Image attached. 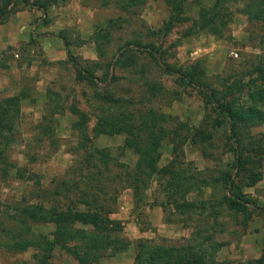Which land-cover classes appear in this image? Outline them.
<instances>
[{
    "label": "trees",
    "instance_id": "obj_1",
    "mask_svg": "<svg viewBox=\"0 0 264 264\" xmlns=\"http://www.w3.org/2000/svg\"><path fill=\"white\" fill-rule=\"evenodd\" d=\"M54 1L0 0V19L24 8L44 10ZM194 1L198 7L189 21L186 14L189 0H164L166 18L156 29L145 28L141 32L150 39L142 41L135 37L124 41L122 50L110 61L103 60L104 42L144 0H112L110 3L123 16L107 17L101 25H93L91 40L96 58L73 65L76 81L90 86L94 102L87 110L74 103L67 106L74 116L71 124L77 137L74 148L80 152L73 153L64 175L51 180L49 186H42L38 177L30 174L35 187L28 190V198L0 199V250L8 254L33 251L29 261L1 264H48L55 249L70 255L75 264H96L104 256L124 251L129 241L120 235V222L109 217L116 194L123 187L130 188L137 203L142 190L151 180L158 181V177L152 178L159 174L163 176L158 181L163 198L153 203L163 210L165 222L189 227V234L177 243L138 239L129 264H218L216 253L226 241L217 238L224 226L217 217L223 213L238 216L236 220L244 226L250 220L251 206L255 205L244 188L253 186L262 177L264 145L262 138L251 135L249 129L264 125V0H211L207 4ZM99 3L108 4L106 0ZM234 3L240 4L239 10L247 21L262 26L263 45L244 73L236 74L229 83L220 87L210 85L198 59L179 65L167 62L165 50L153 41V37H165L173 26L188 21L181 36L205 32L220 37L230 21ZM141 53L146 60L139 59ZM114 67L134 76L131 78L134 94L129 86H112L119 79ZM151 68L173 75L178 86L194 87L201 94L205 113L199 125L178 122L183 133L177 134L176 125L168 127L166 123L168 115L150 106L152 99L166 94L164 85L147 75ZM53 94L48 93L49 97ZM23 97V91L19 90L0 98V181L8 174L9 162L4 151L16 126ZM141 102L149 104L148 107L138 110L136 104ZM62 112L56 102L47 107L38 123L40 132L51 135L53 115ZM213 128L224 129L222 148L231 154L230 161H223L208 150ZM114 134H123L122 147L131 149L135 155L131 166L119 161L108 148L91 143L98 135ZM176 137L174 141L180 144L187 141L199 145L201 155L213 160V167L198 169L189 163L159 167L162 142ZM236 264H264V242L256 257Z\"/></svg>",
    "mask_w": 264,
    "mask_h": 264
},
{
    "label": "rangeland",
    "instance_id": "obj_2",
    "mask_svg": "<svg viewBox=\"0 0 264 264\" xmlns=\"http://www.w3.org/2000/svg\"><path fill=\"white\" fill-rule=\"evenodd\" d=\"M99 1L55 0L44 10L24 8L0 19V98L19 90L24 93L16 126L4 151L9 166L7 176L0 181V199L11 201L20 196L28 198V190L31 186L35 187L34 177L30 178V174L36 175L42 186H49L51 180L64 175L74 157L73 153L80 152L74 148L77 141L76 131L71 126L74 116L69 113L67 106L74 103L80 109L87 110L94 101L90 86L76 81L73 64H86L88 59L96 58L91 40L94 24L101 25L107 17L123 16L110 3L112 0H106V5H101ZM210 1L198 0V3L207 4ZM197 7L194 0H189L186 11L189 21L195 17ZM231 9L230 21L220 37L205 32L183 37L181 33L188 21L173 26L165 37H153V41L165 50L167 62L179 65L198 59L204 67L206 81L220 87L233 80L236 74L244 73L263 45L262 26L258 22L247 21L239 10V3L232 4ZM166 15L164 0H144L135 13L126 16V22L120 29L111 31L109 41L104 42L103 60H113L122 50L124 41L130 38H141L142 41L150 39L141 32L145 28L159 27ZM57 46L61 55L54 59L48 58L47 52H52ZM231 51L237 55L233 56ZM139 59L146 60L143 53ZM114 69L119 79L112 86H129L130 93L134 94L135 84L131 80L134 76L129 77L127 72ZM147 75L159 80L166 89V94L162 98L152 99L150 106L168 115V127L176 125L178 134L183 133L180 125L177 126L178 122L191 126L200 124L205 110L201 94L194 87L178 86L173 75L164 74L158 69L147 70ZM242 78L246 80V76ZM48 91L55 94L49 97ZM54 102L63 108V112L53 115L50 123L52 134L44 135L38 123L41 122V115L46 113V108ZM148 105L141 102L136 104V108L139 110ZM92 123L93 119L90 118L89 126ZM211 131L213 139L208 150L215 157L219 155L223 161H230L231 154L222 148L225 147L224 129L213 128ZM249 131L251 135L261 137L264 145V125L252 127ZM176 139L162 142L157 162L159 167L170 168L185 163L198 169L213 167V160L201 155L199 145L187 141L180 144L174 141ZM122 140L123 134L98 135L92 138L91 143L108 148L119 161L131 166L135 155L131 149L122 147ZM261 158V179L253 186L244 188L255 201L250 209V220L242 226L236 220L238 216L223 213L217 217L224 225L217 238L226 241L216 253L219 264H229L227 262L233 260L227 257L229 248L239 247L245 255V259L241 256L234 258L236 263L241 258L246 260L252 257L253 248L248 243L250 237L254 238L259 252L264 242V154ZM157 177L159 181L163 176L159 174L152 179ZM158 181L149 182L137 203L134 202L130 188L118 190L109 217L120 222V235L129 241V245L122 252L102 257L96 264H129L138 239L177 243L181 237L188 236L189 227L165 222L163 210L153 203L163 198ZM32 253V250H27L8 254L0 250V264L14 260L29 261ZM48 264H75V261L64 251L55 249Z\"/></svg>",
    "mask_w": 264,
    "mask_h": 264
},
{
    "label": "crops",
    "instance_id": "obj_3",
    "mask_svg": "<svg viewBox=\"0 0 264 264\" xmlns=\"http://www.w3.org/2000/svg\"><path fill=\"white\" fill-rule=\"evenodd\" d=\"M54 42H56V41H54ZM53 49V48H52ZM56 49H57V51H56ZM61 51H60V48L57 46V47H55L53 50H52V52H47V56H48V58H50V59H54V58H57V57H59L60 55H61V53H60ZM263 181H264V179H263ZM262 181V182H263ZM262 208H264V207H262ZM253 233V232H252ZM248 237H250V235H248ZM254 240V238H251L250 237V241L248 242L249 244H250V246H251V248H253V256L252 257H256L258 254H259V250H256V242L255 241H253ZM245 248V247H244ZM240 249L241 248H239V247H236V248H229L228 250H227V257L228 258H233V260L231 259L229 262H227V263H229V264H236V261H234V260H236V259H234V258H236V257H238V256H241L242 258H244V254H243V252L242 251H240ZM259 249V248H258ZM217 254H218V252H217ZM247 254H250V253H247ZM252 257H249V258H252ZM240 259V261H242V260H244V259ZM216 259H217V255H216ZM217 261H219V259H217ZM219 264V263H218Z\"/></svg>",
    "mask_w": 264,
    "mask_h": 264
},
{
    "label": "built area",
    "instance_id": "obj_4",
    "mask_svg": "<svg viewBox=\"0 0 264 264\" xmlns=\"http://www.w3.org/2000/svg\"><path fill=\"white\" fill-rule=\"evenodd\" d=\"M231 54H232L233 56H236V55H237L235 52H232V51H231Z\"/></svg>",
    "mask_w": 264,
    "mask_h": 264
}]
</instances>
